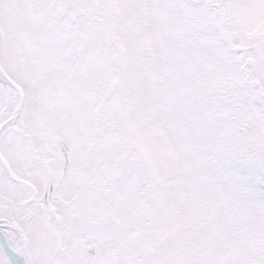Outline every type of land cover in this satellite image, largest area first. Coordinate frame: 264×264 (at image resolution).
<instances>
[{
  "label": "snow or ice",
  "instance_id": "6c2138e0",
  "mask_svg": "<svg viewBox=\"0 0 264 264\" xmlns=\"http://www.w3.org/2000/svg\"><path fill=\"white\" fill-rule=\"evenodd\" d=\"M0 264H264V0H0Z\"/></svg>",
  "mask_w": 264,
  "mask_h": 264
}]
</instances>
